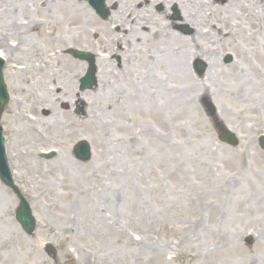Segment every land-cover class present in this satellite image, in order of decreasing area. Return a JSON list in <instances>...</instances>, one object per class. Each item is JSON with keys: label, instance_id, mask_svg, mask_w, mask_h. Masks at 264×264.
Instances as JSON below:
<instances>
[{"label": "rangeland", "instance_id": "rangeland-1", "mask_svg": "<svg viewBox=\"0 0 264 264\" xmlns=\"http://www.w3.org/2000/svg\"><path fill=\"white\" fill-rule=\"evenodd\" d=\"M44 1L26 0V6L20 8L16 6L18 0H0V39L11 49L9 57L13 56L4 69L11 95L2 117L7 154L14 181L37 220L36 230L28 235L15 216L18 196L0 180V198L7 203L0 208V264H11V258L16 264H53L45 250L47 243L55 246L62 264L71 260L77 264H202L205 260L209 261L205 264H264V227L259 223L264 201L262 205L255 202V194L264 191V151L258 143L264 134V59L251 49L260 45L259 38L243 41V32H239L228 40L236 31V22L248 29L242 16L249 8L263 16L264 9L242 0L244 8H235V14L221 13L231 21L227 20L220 37L205 39L208 48H220L216 95L205 92L204 97L203 90L196 91L190 103L176 108L165 107L166 101L161 100L159 110L155 108V115H150L140 106L143 89L157 90L156 96H163L168 89L173 93L174 84L177 91H185L190 88L188 83L174 82L169 72L146 68L136 45L127 42L126 54L132 53L127 59L129 68H121L113 57L110 81L97 79L92 89L81 90L79 80L88 64L71 55L68 47L95 43L88 29L98 24L86 17L83 20L85 12L92 10L87 4L78 6V0H54L50 7L43 6ZM192 1L191 10L196 6ZM119 2L111 0L107 19L97 20L103 39L106 33H124L122 26L108 22L112 12L119 8L130 18L142 7V1L137 7L133 3L116 7ZM203 3L223 7L227 0ZM152 5L147 12L151 32L143 30L149 40L146 37L139 42L144 52H157L158 31L165 37L193 34L194 27L183 21L176 4ZM33 15L46 24L31 27ZM238 44L241 47L237 48ZM237 50L248 60L244 62ZM228 55L233 57L231 62L225 61ZM45 62L53 66L41 69ZM198 64L206 66L202 74ZM189 66L194 83L205 84L208 61L197 58ZM234 66L238 67L236 73L231 71ZM23 67L30 75L25 81L15 72ZM152 77L160 78L161 86ZM210 85L213 87L211 81ZM236 90H240L237 95L233 93ZM244 92L248 97H241ZM21 93L25 98L17 101ZM254 102L256 112L250 108ZM72 103L73 115L69 110ZM118 110L125 112L121 117L128 120H122ZM48 115L52 118L47 119ZM42 118L46 121L40 123ZM218 120L238 136L239 144L221 141ZM25 124L39 128L40 139L36 134V138L30 137ZM123 124L135 135L133 138L124 133ZM81 140L91 146L93 154L88 161L75 157L74 145ZM52 149L58 151L56 157L45 159L42 153ZM62 155L71 161L69 171L58 167ZM139 195L145 199L140 201ZM218 199L222 209L206 211ZM67 213L72 222L66 220ZM109 214L118 218L122 227L133 229L127 230L135 242L147 236L148 248L132 243L128 232L116 240L100 229L103 222L112 223ZM249 235L253 238L250 243L246 240ZM13 236L16 240L10 248ZM155 246L164 248V261L154 256Z\"/></svg>", "mask_w": 264, "mask_h": 264}, {"label": "bare ground", "instance_id": "bare-ground-1", "mask_svg": "<svg viewBox=\"0 0 264 264\" xmlns=\"http://www.w3.org/2000/svg\"><path fill=\"white\" fill-rule=\"evenodd\" d=\"M23 1H26V0H23ZM154 1H159V0H154ZM164 1L167 2L168 4L178 2L179 7L184 12L183 13V20L186 23H189L194 27V32L192 35L185 36L182 33H180V34L179 33L178 34L173 33L171 35L168 34L165 37L163 34H161L163 32L158 31L157 34H155V35H156V40H157L156 42L158 43L159 47L157 49V52H154V53H152L151 51L144 52L139 47V42L142 43L144 41V38L147 37L146 33L143 31L142 28H146L148 33L151 32L149 30V28L147 26H145L147 24V22L141 21L142 23H144L142 28L141 27H139V28L134 27L131 29V31H132L131 35L127 32L126 38L122 37V40L125 39L128 43H130L132 45H136L138 52L140 51V53L142 55V59H143L142 64H144V66H146V68L151 66V70L155 71L157 73L159 71H160V73L162 71L163 72L164 71L169 72V76L176 79L174 82H177V81L182 82V80H184L185 81L184 83H188V85L190 87V88L187 87L185 91L179 92V91H177L178 87L175 86V84H174L173 85L174 87L171 86L172 90H174L173 93L168 89V92L164 93L163 96L162 95L159 96V93H158V96H156L157 90H155L156 93L153 92V90H152V92H153L152 93V92L148 91L147 89H143L142 94L140 95V106L147 108L146 112H148V114H150V115H155V111H153V110H155V108H158V110H159V107H160L159 105L161 103L160 102L161 100L166 101L165 107L170 106L172 108H176L175 105L181 104V106H186V104L190 103L191 97L196 91L203 90L202 94H204L205 92L206 93L212 92L213 95H216V92H218L216 82H219V80L217 78L218 76H216V75H217V72L219 71V65H220L218 62L220 53L217 51L220 48H218L216 51L214 49L216 47V46H214L215 44H211V47L212 46H214V47H212L210 49L207 47V45L204 44V41H205V39L206 40H214V37L219 38L221 32L226 29L224 26L227 25V20H229V19H226V15L222 14L225 17L220 16L221 13H226L228 11V12H234V14H235V12H236L235 8H244V4H245L242 2V0H227V3L225 6L216 7V6H210L207 3L204 4L203 0L202 1L201 0H195L194 3L196 6L193 10H191V4L187 0H164ZM245 1L251 3V5H253L256 9H262V10L264 9V0H245ZM77 5L80 6L79 4H77ZM24 6H26V5L25 4L19 5V7H24ZM50 6H52V5L50 4L49 7ZM28 10H32L35 14H37L39 12L38 9H28ZM224 11H226V12H224ZM141 13H143V12H141ZM247 13H248L247 15L243 14L244 16H242V17L244 18L245 21L248 22V29L240 26L236 22V25H237L236 31L234 30L233 33H231V39H228V40L230 41L233 38H235L236 34H238L239 32H243V33H241L243 35V37H242L243 41H245V39H247L248 41L249 40L255 41L259 38L258 43L260 45L259 46H253L251 49L255 53L261 54L262 58L264 59V56H263V53H264V16H263V14H261L258 11L255 12L253 7L249 8ZM206 14L208 15L207 17H205ZM202 17H205L203 21L201 20ZM218 18L220 19V21H218ZM238 20H240V22H242L241 18ZM229 21H231V20H229ZM141 22L138 21L137 25H140ZM199 22H203V23L199 24ZM204 22H205V25H204ZM30 23H31V27H32L34 25V22L31 21ZM196 24H198V25H196ZM215 24H216V27H214ZM258 30H259V34H258ZM257 34L259 36H256ZM3 37H4V34H3ZM249 38H251V39H249ZM5 39L3 38V40L7 42V40H5ZM148 40H149V38L147 37L146 41H148ZM114 43L115 44L116 43L121 44V39L119 37H117L115 39ZM155 46H156V44H155ZM236 46H237V48L241 47V45H239V44ZM250 46H251V44H250ZM8 51L10 53L11 49L9 47H7V45L3 44V41L1 38L0 39V56L2 58H4L7 63L11 62V60L13 59L12 58L13 56L9 57ZM237 52L240 53V58H242V60L244 62L248 60L246 55L241 53V50L240 51L237 50ZM131 54L132 53L129 52L128 54L123 55V57H124V58H122L123 63L120 64L121 68L122 67L123 68H129V63H131V62H130V60H127V59H128V55H131ZM197 58L205 59L208 61V66H207L208 68H207V72L205 74L206 83L201 84V86L199 84L194 83L192 76L190 74L189 63L192 60L197 59ZM111 64H114V63L110 62V60H108V59L101 61V64H100L102 66L101 70H100L101 75L98 74L99 73V69H98L99 67L97 64V78L100 82L105 83L107 80L110 81L112 74L114 73L113 69L109 70L111 68ZM103 65H106V66H103ZM51 66H53L51 63L45 62V63H43L42 66H40V68L43 70H46L45 69L46 67H51ZM24 68L25 67H23L22 70H20V69L16 70L15 72L20 73V76L25 81L30 77V75L28 74V71ZM102 68H105V69L103 70ZM237 70H238V67L234 66L231 71L236 73ZM241 72H243V71H241ZM240 74H242V73H240ZM154 77H152L153 80L157 78V77L156 78H154ZM210 81L213 83V87L210 85ZM156 82H157L158 86H161L162 81L160 78H157ZM214 84L216 86H214ZM155 89H156V85H155ZM239 91L240 90H236L233 93L237 95L239 93ZM248 94H249L248 92H246V93L244 92L241 97L246 98V97H248ZM206 96H207V94H204V97H206ZM156 97H158V98L156 99ZM24 98H25V95L23 93H21L20 98H18L17 101H20ZM252 105L253 106L250 108L254 112H256L258 110V107L255 105V102ZM118 111H119L118 116L121 117L122 114H123V116L125 115V112H123L122 110H121L122 112H120V110H118ZM88 113L92 114V111L89 109ZM156 114L158 115L157 112H156ZM51 118H52V116L49 115V117L47 119H51ZM28 119L31 121L35 120L34 118L31 119L30 117H28ZM121 119L124 121L128 120L127 117H124V118L121 117ZM43 120H44V122L46 121V119L42 118V119H40V123H42ZM68 124H70V123H68ZM240 125L245 126V124L243 122H240ZM24 129L26 131L27 130L29 131V132L28 131L27 132L29 133V136L32 138L33 137L36 138V135L38 136V134H39V128H37V127L33 128L30 125L25 124ZM122 130H124L125 131L124 133H126V134L129 133L130 137H132V138L135 136L130 131H127V127L124 124L122 126ZM40 135H42V133H40ZM137 136H139V135H137ZM38 137L40 139V136H38ZM62 156H63L62 162L60 163V166H58V167L62 171H64V170L69 171V162H71V161H70V159H67L68 157H66V155L65 156L62 155ZM28 160H29V158L24 159L25 162H27ZM65 175L68 176L70 174H65ZM138 199L140 201H142L145 198L143 196L139 195ZM263 201H264V191H260L259 193H256L255 194L256 204L262 205ZM4 204H7V203H5V201H3L2 198H0V208H3ZM195 206H193V209H192L194 212H196V210H197V207H195ZM112 207L114 209V205H112ZM112 207H110V208H112ZM205 209H206V211H208L210 209H213V210L218 209V211L221 210L222 206H221L220 199L215 200L214 202L211 203L210 208H205ZM66 215L69 216V217H66V220L68 222H72L73 219H72L71 215L68 213ZM108 216H110L109 218H110L112 223H110V222L107 223L105 221L100 226V229L107 230L109 232V235L114 236L116 238V240L120 237L122 232H128L129 240L132 241V243L138 245L139 247L148 248L149 242H148V239H146L147 236L146 237L140 236V238L137 240V242H135L136 240L134 241V239H132L130 234H129L130 233L129 230L132 231L133 230L132 228H130L129 226L122 227L121 225H119L120 221L118 218H114L112 214H109ZM259 223H260L261 227H264V216L262 217V220H259ZM66 229H68V227H66ZM69 229L71 230V228H69ZM127 229H129V230H127ZM15 240H16L15 236L11 237V242L9 243L10 248H11V246H13ZM219 244H220V241H219ZM221 244L225 245L222 242H221ZM153 251H154V256L157 259L164 261V252H165L164 248H162L161 246H155L153 248ZM93 259H94V256L91 257V260H93ZM11 261H12L11 264H16L14 258H11ZM93 262H94V260H93ZM208 262H209L208 260H205L202 262V264H205ZM23 264H30V263L23 261Z\"/></svg>", "mask_w": 264, "mask_h": 264}, {"label": "flooded vegetation", "instance_id": "flooded-vegetation-1", "mask_svg": "<svg viewBox=\"0 0 264 264\" xmlns=\"http://www.w3.org/2000/svg\"><path fill=\"white\" fill-rule=\"evenodd\" d=\"M140 1H142V2H140ZM139 2H140V5L142 4V7H139L140 8L139 10L136 9V13L133 16L131 15L130 18H128V16H127V14H128L127 11H118V10H116V11L112 12L108 22L110 24H119L120 26H122L123 29L121 27L120 28H121V30L124 33L123 34H120V33H113V34L106 33V35H105L106 37H104V39H103V31H101V29L99 28V25L101 24L100 21H104L107 18H102L100 16H97V14L94 11H86L85 15L83 17V20L86 17L87 21L88 20L89 21H95L98 24L97 26H90L89 29H88V31H94L93 35L96 38L95 41H94L95 43L87 44V45L80 44V43H75V44H73V46L75 48H79V49H82V50L109 51L111 53L112 59L114 57L117 60L118 64L120 65V64L123 63V61H122V58H124L123 55L126 54V52L128 51V49H127V41L125 39L122 40V37L126 38L127 32L131 35V33H132L131 29L134 28V27L135 28H139V27L142 28V26L144 24L142 22H147V24L145 26L148 27V25H149L148 18L149 17L147 16V12L150 9L149 5L153 6L152 4L157 3V2H160L162 5L163 4L167 5V7L171 6L172 4H176V7H178V9L181 10L182 17H183V13L184 12L179 7L178 2H174V3L168 4L164 0H159V1H154V0H135L134 1V0H132V2L129 0L127 3L128 4L129 3L130 4L133 3L134 7L135 6L137 7ZM140 5H138V6H140ZM141 12H143V13H141ZM154 16L157 17V15H155V13H154ZM97 20H100V21H97ZM138 21H140V22L142 21L140 25H137ZM119 25H117V26L119 27ZM142 29L146 30V28H142ZM114 30H116V29H114ZM109 37H113L111 41H110ZM117 37H119L121 39V44L120 43L119 44L118 43H116V44L114 43V41H115V39ZM102 41H104V42L101 43L99 46L96 45L97 42H102ZM128 44H130V43H128ZM81 45L85 46V47L80 48L79 46H81ZM115 54H118V55H115Z\"/></svg>", "mask_w": 264, "mask_h": 264}, {"label": "water", "instance_id": "water-1", "mask_svg": "<svg viewBox=\"0 0 264 264\" xmlns=\"http://www.w3.org/2000/svg\"><path fill=\"white\" fill-rule=\"evenodd\" d=\"M97 7H100V5L103 3L104 0H95ZM232 57L228 56L227 57V61H231ZM198 68L200 70V72L204 71V66L202 65H198ZM95 66H91L86 77L83 79V88L84 87H91L93 84H95ZM9 101V94L7 92V86L4 82V78H3V61L0 60V118H1V114L5 108V105L7 104V102ZM222 135V139L224 141H227L229 143L232 144H236L237 140L235 139V137L228 133L227 131L225 132H221ZM261 144L262 147L264 148V137H262L261 140ZM77 150L79 153V157L83 160H87L90 158V147L88 145V143L86 141H81L80 144H78L77 146ZM0 176L3 179L4 182H6L8 185H10L11 187L14 188V190L19 194L22 202L20 205V208L18 210V219L19 221L22 223L23 227L25 228V230L29 233L32 234V232L35 229V219L32 215V210L29 206V204L26 202V200L24 199V197L19 193L17 187L14 185L13 183V179L11 177V173L9 170V165L7 162V156L5 153V147H4V138L2 136V127L0 125ZM47 251L49 254H53L55 253V251L53 250L52 247H48Z\"/></svg>", "mask_w": 264, "mask_h": 264}]
</instances>
